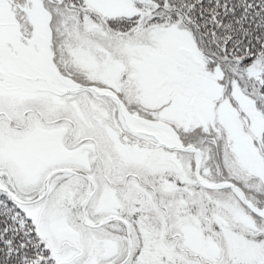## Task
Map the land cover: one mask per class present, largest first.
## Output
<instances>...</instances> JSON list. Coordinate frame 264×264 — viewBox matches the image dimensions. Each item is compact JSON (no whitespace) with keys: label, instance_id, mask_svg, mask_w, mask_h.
Wrapping results in <instances>:
<instances>
[{"label":"snow or ice","instance_id":"snow-or-ice-1","mask_svg":"<svg viewBox=\"0 0 264 264\" xmlns=\"http://www.w3.org/2000/svg\"><path fill=\"white\" fill-rule=\"evenodd\" d=\"M0 264H264V0H0Z\"/></svg>","mask_w":264,"mask_h":264}]
</instances>
